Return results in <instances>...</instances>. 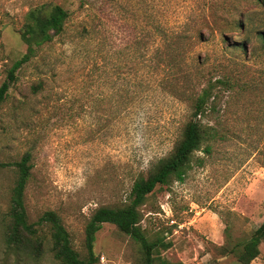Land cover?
Returning a JSON list of instances; mask_svg holds the SVG:
<instances>
[{
  "label": "rangeland",
  "instance_id": "374dc122",
  "mask_svg": "<svg viewBox=\"0 0 264 264\" xmlns=\"http://www.w3.org/2000/svg\"><path fill=\"white\" fill-rule=\"evenodd\" d=\"M44 1L61 4L69 17L18 69L0 104V264H60L46 230L37 259L5 245L15 161L29 154L28 221L54 210L82 255L92 211L121 205L132 180L169 152L188 117L186 97L207 78L228 86L218 85L201 118L206 139L181 180L170 177L146 197L140 227L148 239L170 243L158 249L168 260L240 264L234 247L264 219V43L254 34L264 30V8L249 0H0V82L25 51L18 28L26 10ZM245 10L244 29L226 28L230 13L238 19ZM176 35L189 41L167 48ZM245 38L244 50L228 48ZM171 50L190 55L192 69L189 80L178 72L162 90L146 82L140 56ZM258 249L248 264H264V241ZM93 252L94 264H139L141 257L138 245L106 222Z\"/></svg>",
  "mask_w": 264,
  "mask_h": 264
},
{
  "label": "trees",
  "instance_id": "16d2710c",
  "mask_svg": "<svg viewBox=\"0 0 264 264\" xmlns=\"http://www.w3.org/2000/svg\"><path fill=\"white\" fill-rule=\"evenodd\" d=\"M84 1L79 0V4ZM249 1L253 6L261 7L263 10L264 0ZM249 14L248 10L240 11V18L235 19L230 13V18L225 23L226 28L239 29L241 27L244 29V22ZM68 17L69 11L53 1H44L26 10L23 22L18 28L19 38L25 45V51L5 69L4 78L0 82V104L4 101L9 87L15 82L18 69L36 55L40 45L50 41L54 35L63 31ZM155 30L164 31L162 27L158 26L155 27ZM254 34L260 42L264 43V30L256 31ZM220 39L227 47L226 38L221 36ZM248 39L245 38L239 42L232 41L228 48L244 50ZM160 40L163 42L167 39L162 37ZM188 41L187 36L176 35L172 42H168L165 46L174 49L175 45ZM198 41L202 40L198 39ZM140 58L143 67L149 73L146 82H150L162 90L170 87L173 80L179 78L178 72L185 81L189 80V71L192 69L190 55H182L171 50L153 55L143 54ZM218 85L228 86V81L223 78L204 79L201 89L195 95L186 97L189 100L188 117L180 126L179 136L174 140L169 152L158 159L145 175L139 174L132 180L126 200L121 205L99 206L92 211L83 227L84 253L82 255L72 248L68 232L54 210H44L35 221H28L23 202V190L31 165L28 162L29 154L24 153L19 160L13 163L16 175L9 196L7 212L9 221L4 234L6 247L23 253L27 257L37 259L42 256L44 251V230H46L50 245L49 251L54 260L60 264H94L98 260L97 255L93 252L95 233L101 224L106 222L113 224L138 245L141 253L139 264H183L181 261H171L159 256L158 249H166L170 243L160 238H147L140 227L139 207L155 186L166 184L170 177H174L176 180L182 179L189 166L191 153L199 149L200 144L206 139V131L201 123V118L209 109V104L217 98ZM38 89H40L39 82L32 86L33 91ZM165 91L170 93L168 90ZM263 241L264 219L246 239L234 247L237 262L248 264L257 256L258 246Z\"/></svg>",
  "mask_w": 264,
  "mask_h": 264
}]
</instances>
